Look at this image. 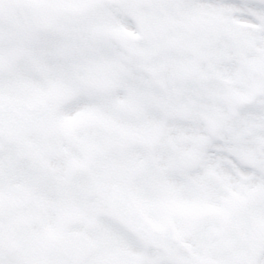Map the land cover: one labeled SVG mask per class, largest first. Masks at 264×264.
<instances>
[{
	"label": "snow or ice",
	"instance_id": "snow-or-ice-1",
	"mask_svg": "<svg viewBox=\"0 0 264 264\" xmlns=\"http://www.w3.org/2000/svg\"><path fill=\"white\" fill-rule=\"evenodd\" d=\"M0 264H264V0H0Z\"/></svg>",
	"mask_w": 264,
	"mask_h": 264
}]
</instances>
